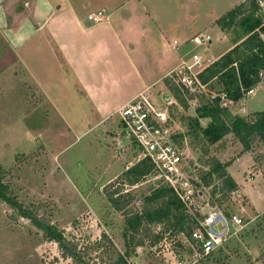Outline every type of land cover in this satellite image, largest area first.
Here are the masks:
<instances>
[{
  "label": "rangeland",
  "instance_id": "obj_1",
  "mask_svg": "<svg viewBox=\"0 0 264 264\" xmlns=\"http://www.w3.org/2000/svg\"><path fill=\"white\" fill-rule=\"evenodd\" d=\"M55 1L39 0L24 32L42 17L39 7L49 6L46 10L51 11ZM189 1L188 9L196 12L189 11L188 18H194L195 29L200 30L197 34L210 35L212 42L201 45L194 35L184 42L183 54L188 63L198 54L209 65L233 46L234 33L222 31L216 19L242 0ZM259 1L264 14V0ZM30 37L22 43L21 35L13 43L16 38L10 31L0 32V179L26 207L81 243L96 241L106 232L125 250L124 215L113 208L106 191L123 186L134 196L130 207L142 210L144 196L160 178L152 173L139 184L125 185L120 175L137 163L140 155L116 148L118 111H92L82 95L70 92V83L54 65L53 46L47 44L43 33ZM255 87V94L230 104L232 114L249 117L264 111V81ZM165 91L170 92L169 87L161 82L149 96L158 107L171 110L178 133H187L197 115L198 99H188V106H184L171 94L167 102ZM208 121L200 120L203 126ZM183 148L196 180L218 159L232 162L227 169L240 183L226 198L221 193L212 195L219 180L203 185L202 195L190 204L201 216L217 209L229 219L234 214L244 219L242 225L231 221L220 245L196 264H264V139L255 137L245 148L232 133L213 145L186 137ZM159 230L157 223L142 227L138 235H147V242L137 247L129 259L132 263L194 261L189 240L183 241L170 231L158 245L149 246ZM0 264H71V259L63 258L58 244L47 240L30 219H15L14 209L0 199Z\"/></svg>",
  "mask_w": 264,
  "mask_h": 264
},
{
  "label": "trees",
  "instance_id": "obj_2",
  "mask_svg": "<svg viewBox=\"0 0 264 264\" xmlns=\"http://www.w3.org/2000/svg\"><path fill=\"white\" fill-rule=\"evenodd\" d=\"M215 22L225 33H234L233 46L201 72L200 79L205 88L193 91L176 85L169 76L164 79L171 94L184 106H188V99L199 101L197 115L191 119L189 130L178 133L175 138L181 144L186 137H192L213 145L232 133L248 148L255 137L264 139V111H255L249 117H244L232 114L230 104L246 98L249 89L264 81V14L260 1L242 0ZM226 102L227 106H223ZM205 118L209 121L203 126L200 120ZM231 164L214 159L207 172L194 180L196 197L203 193L201 186H210L215 180H219V183L213 185L212 195L221 193L222 198H226L238 190L239 184L227 169ZM152 173H157L154 164L148 158H143L128 167L120 178L125 185L133 186ZM151 189L144 196L142 210L130 207L134 196L123 186L106 191L113 208L124 215L125 250H121L106 232L102 233L100 239L88 243H81L76 237L67 235L49 218L37 214L10 194L7 185L0 179V199L14 209V218L30 219L42 230L47 240L58 244L62 257L71 259V264H129L137 247L147 242V235H138L139 231L152 223L161 225V230L150 240L149 246L158 245L167 238L169 231L181 236L183 241L192 240V233L202 227L201 220L207 215L201 216L195 206L185 202L164 180L160 179L157 186Z\"/></svg>",
  "mask_w": 264,
  "mask_h": 264
},
{
  "label": "crops",
  "instance_id": "obj_3",
  "mask_svg": "<svg viewBox=\"0 0 264 264\" xmlns=\"http://www.w3.org/2000/svg\"><path fill=\"white\" fill-rule=\"evenodd\" d=\"M38 1L0 0V32L10 31L13 43L43 33L70 92L82 95L92 111H119L138 95H150L186 58L184 42L200 32L188 18L194 11L189 0H56L51 11L39 7L42 17L24 32ZM100 11L105 22L88 19Z\"/></svg>",
  "mask_w": 264,
  "mask_h": 264
},
{
  "label": "built area",
  "instance_id": "obj_4",
  "mask_svg": "<svg viewBox=\"0 0 264 264\" xmlns=\"http://www.w3.org/2000/svg\"><path fill=\"white\" fill-rule=\"evenodd\" d=\"M88 19L95 24H100L107 20V15L104 11H100L90 14ZM194 37L195 41L201 45L212 42V37L208 34L200 33ZM177 43L176 41L175 44ZM207 66L201 56L194 54L191 63L184 58L180 65L169 74V77L182 88L200 91L206 86L202 83L200 74ZM261 83L263 82L257 85ZM255 92L256 87L254 86L247 91V96ZM227 104L226 102L223 106ZM118 114L119 128L114 140L116 148L124 153L138 151L140 159L148 158L154 164L159 178L173 187L185 202L191 204L197 192L194 183L196 179L192 175L194 168L190 167L187 162L183 144L175 138L178 131L171 110L158 107L149 95L142 93L125 103ZM231 221L237 225L244 224V219L239 215H231L229 219L220 210L210 211L201 220L202 227L192 233V240L195 242L189 239L194 261L187 264H196L203 257L212 254L228 234ZM217 225L220 227L218 228ZM129 264L144 263H132L129 260ZM180 264L185 263L180 261Z\"/></svg>",
  "mask_w": 264,
  "mask_h": 264
},
{
  "label": "water",
  "instance_id": "obj_5",
  "mask_svg": "<svg viewBox=\"0 0 264 264\" xmlns=\"http://www.w3.org/2000/svg\"><path fill=\"white\" fill-rule=\"evenodd\" d=\"M164 97H165V101H167V102L170 101L171 100V93L170 92H166Z\"/></svg>",
  "mask_w": 264,
  "mask_h": 264
}]
</instances>
